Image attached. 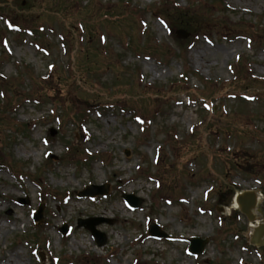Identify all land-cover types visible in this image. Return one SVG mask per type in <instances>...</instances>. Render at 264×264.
<instances>
[{"label":"rangeland","instance_id":"rangeland-1","mask_svg":"<svg viewBox=\"0 0 264 264\" xmlns=\"http://www.w3.org/2000/svg\"><path fill=\"white\" fill-rule=\"evenodd\" d=\"M179 10L198 22L185 39L162 17ZM263 33L264 0H0V264H264L249 244L264 224V98L234 91L264 78ZM89 184L108 193L78 196ZM245 190L253 221L233 207ZM88 217L110 221L102 246L77 224ZM192 236L207 239L197 257Z\"/></svg>","mask_w":264,"mask_h":264},{"label":"water","instance_id":"water-1","mask_svg":"<svg viewBox=\"0 0 264 264\" xmlns=\"http://www.w3.org/2000/svg\"><path fill=\"white\" fill-rule=\"evenodd\" d=\"M177 35L181 38H186L188 36V33L184 30H178L176 31ZM107 191L104 187L89 186L86 190L79 193V195H89L94 196L97 194H105ZM122 197L126 200V202L131 207H138L141 204V199L134 197L131 194H123ZM257 197L253 191H246L242 194H239L236 198V202L240 207V211L244 213L249 220L254 219V215L252 213V209L256 205ZM23 203H27V201H22ZM42 215V206H40L37 210V212L34 215V219L39 221L41 219ZM102 222H107L104 218H87V219H79L78 225L79 226H85L88 228L93 236L96 237V241L98 245H103L105 243V236L98 232L95 228L97 224H100ZM66 232V229L64 228L63 233ZM148 234L150 236H157V237H168V235L163 232L158 225L154 223H150L148 227ZM264 234V225L260 224L258 227L254 229L253 234L251 235L250 242L255 245H262L264 240L261 239ZM206 240H200L199 238H191L190 239V246L189 250L193 254L201 253L204 249V246L206 244Z\"/></svg>","mask_w":264,"mask_h":264},{"label":"trees","instance_id":"trees-1","mask_svg":"<svg viewBox=\"0 0 264 264\" xmlns=\"http://www.w3.org/2000/svg\"><path fill=\"white\" fill-rule=\"evenodd\" d=\"M181 12L182 11L179 10L177 12L178 14H175V15H169L170 13L166 12L164 14V16H165L166 19H168L169 22L171 21V23H173L174 27L183 28V29H185L187 31L196 32V29H197V26L195 25V23L197 22V20H195L196 16L193 17L191 15H188L187 11H186L187 13H181ZM169 19H171V20H169ZM237 64H238V66H240V60H238ZM238 66L235 69V73H234L235 77H234V81L233 82H237V81H239L241 79L240 78V74L241 73L236 72L237 69H238ZM184 76L187 78L188 75L185 74ZM247 78H248L247 81L249 83L246 84L245 88H243L242 90L240 88H237V89H234V91H239L240 90L239 92H243V93H246V94H254V95H256L257 100L259 98H261V97L264 98V94H263V92H264V84L262 85V83H264V80L252 78V77H250V75ZM251 91H254V92H251ZM215 99H217V98H215ZM220 99L221 98H218V101H220ZM238 99H240L242 101L241 97H238ZM0 140H3V139H0ZM3 143H4V141L1 142L2 145H3ZM1 159H2V157H0V160ZM220 196L223 198L222 195H220Z\"/></svg>","mask_w":264,"mask_h":264},{"label":"bare ground","instance_id":"bare-ground-1","mask_svg":"<svg viewBox=\"0 0 264 264\" xmlns=\"http://www.w3.org/2000/svg\"><path fill=\"white\" fill-rule=\"evenodd\" d=\"M199 57V55H198ZM260 198V197H259ZM234 202V208L237 207V203L235 202V200L233 201ZM5 227V225H2V227ZM250 226L254 227V224H250ZM17 255V254H16ZM2 264H17V261L15 260L14 256H5L3 259H2Z\"/></svg>","mask_w":264,"mask_h":264}]
</instances>
